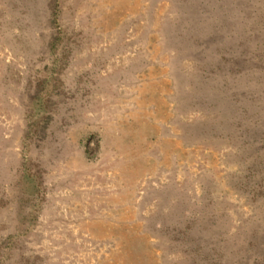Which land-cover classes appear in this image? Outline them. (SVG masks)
<instances>
[{
	"label": "rangeland",
	"instance_id": "374dc122",
	"mask_svg": "<svg viewBox=\"0 0 264 264\" xmlns=\"http://www.w3.org/2000/svg\"><path fill=\"white\" fill-rule=\"evenodd\" d=\"M0 264H264V0H0Z\"/></svg>",
	"mask_w": 264,
	"mask_h": 264
}]
</instances>
